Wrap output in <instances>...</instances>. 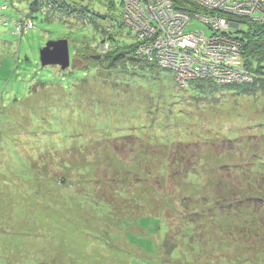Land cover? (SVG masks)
<instances>
[{
	"label": "trees",
	"instance_id": "16d2710c",
	"mask_svg": "<svg viewBox=\"0 0 264 264\" xmlns=\"http://www.w3.org/2000/svg\"><path fill=\"white\" fill-rule=\"evenodd\" d=\"M104 1H108L110 6L111 2H115ZM91 2L34 0L29 4L28 14L18 19L5 15L6 21L0 24V32L20 38L30 29L17 32L16 25L25 20H31L34 24L35 13L47 9L52 15L58 11L69 15L72 20L61 17L60 20L75 32L68 37L77 43L74 56L88 58V64L62 73L55 71L53 81L38 80L35 86L48 91L45 94L48 98L47 109L50 111L54 106L51 112L65 124L71 120V125L77 126L79 121L91 120L100 121L102 125L107 123L108 127L110 122L112 127L117 125L110 133L108 128L103 133H92L83 145L76 141L67 148H62L63 144L42 148L38 160L60 164L65 174L58 177L59 183L65 184L71 179L72 182L88 185L96 199H101L114 210L120 209L118 204L128 203L136 211L162 215L168 223L173 215L176 217L173 216L172 220L180 218L175 213L177 210H189L184 216L190 221H183L180 225L182 229L186 228L187 238L198 239L194 220L203 215L211 217L210 220L216 225L224 224L219 230L229 233L227 239L240 237L251 243V237L259 239V236H264L261 235L264 232V147H261L264 133H248L245 121H251V115L241 112L242 107L226 106L223 102L231 97L264 95V22L233 18L238 27L233 26L229 30L232 39L239 41L242 51L248 56L247 67L242 68L250 79L220 80L219 70L212 68L178 84L173 76H167L164 72L182 91V100L194 108V118H185L187 114L184 113V127H175V133L171 136L164 130L162 133L153 132L157 136L150 135V138L149 134L138 136L137 131L130 128L129 121H139L140 127L145 120L159 124L155 116L161 114L162 107L157 101L161 96V87H155L153 83L161 71L166 69L172 74L173 69L163 67L157 58L149 60L150 56L137 50L143 43L140 32L129 27L134 32V41H128L122 31H118L123 21L117 20L116 24L109 26L108 20L114 17L92 8ZM6 8L7 5L0 12ZM198 21L212 30L209 35L213 34L210 24ZM104 44L108 47L105 52L101 48ZM4 47L8 51L15 50L7 44ZM16 53L19 61V50ZM23 61L31 63L27 55ZM41 66L45 67L42 63ZM133 81L138 87L136 95L129 86ZM64 101L71 105L67 104L62 111L58 104ZM146 102L155 109L150 118H131L132 115H141L136 110L138 103ZM122 118L129 120L126 125L118 124ZM44 123L46 127L49 126L47 118ZM63 128L52 127L50 135L60 136L58 132L67 131L71 133L67 137L77 138L78 132ZM92 136L96 137L91 139ZM255 146L262 148V152L256 151ZM224 175L227 179L222 180ZM187 183L190 186L184 185ZM168 184H171L170 187ZM177 188L188 189L191 193L177 198ZM156 197L159 199L155 202ZM202 201L207 204H202ZM223 216H229L232 220L227 221ZM169 226L173 229L172 225ZM235 226L239 229L236 230ZM231 227L236 231L234 234Z\"/></svg>",
	"mask_w": 264,
	"mask_h": 264
},
{
	"label": "rangeland",
	"instance_id": "374dc122",
	"mask_svg": "<svg viewBox=\"0 0 264 264\" xmlns=\"http://www.w3.org/2000/svg\"><path fill=\"white\" fill-rule=\"evenodd\" d=\"M32 1L34 0H0V10L7 5V8L2 10L4 14L0 12V24L6 21L5 15L18 19L28 14V7ZM138 1L140 0H136ZM107 2L92 0L91 6L114 17L108 20L109 26L116 24L117 20H122L123 25L121 28L118 27V31H122V35L128 41H134L132 38L134 32L129 27L138 30L151 24L143 20L145 16L141 13L139 16L141 22L128 19L129 9L125 0H115L111 2L112 6ZM167 2L172 3V0ZM256 4L264 8V0H259ZM177 6L181 15H184L188 8L182 4ZM138 7L140 10L143 8L140 4ZM46 10L33 15L35 25L32 21L29 22L30 20L16 25L20 31L24 28L30 29L20 38L0 32V264H264V236H259V239L251 237V243L240 237L227 239L229 233L219 230L224 224L216 225L210 220L211 217L203 215L197 221L194 220V223H197L195 228L198 239L187 238L186 228L182 229L180 225L183 221H190V218L184 216L189 210H177L175 213H178L180 218L172 220L173 216L176 217L173 215L169 223L162 215L149 214L145 210L136 211L128 203L118 204L121 207L116 211L112 206L104 204L101 199H96L88 185L72 182L71 179L65 184L59 183L58 177L65 174L60 164L54 165L38 160L42 148L48 149L53 145L58 147V144H63L62 148H67L76 141L83 145L87 143V138L92 133L97 131L103 133L107 128L110 133L113 128H117V125L112 127V122L108 127L107 123L102 125L100 121L91 120L79 121L77 126H72L71 120L65 124L51 112L54 106L50 111L47 109L48 98L45 94L48 91L35 86L38 80L53 81L56 78L55 71L62 73L76 67L82 68L89 59L81 55L74 56L77 43L68 37L73 36L75 32L60 20V17L67 19L69 15L58 10L52 15ZM148 14L151 17L154 15L152 8L148 9ZM235 18L246 19L242 15ZM188 29L203 30L208 35L212 33V30L195 19ZM214 34L206 39H214L213 37H216ZM65 38L69 41L71 53L69 68L63 70L58 65L42 67L41 49L50 41ZM145 41L143 39L137 50L154 58V53L144 45ZM4 44L12 46L15 50L8 51ZM101 48L104 52L108 50L107 44L101 45ZM229 49L230 47H225V51ZM17 50L20 54L19 61L16 56ZM230 52L231 59L247 67L248 56L244 51L236 49ZM25 55L30 58V64L23 61ZM187 55L184 53L179 59L177 69L172 71L169 68L172 74L165 69L154 80V86L161 87L159 90L161 96L157 99L162 107L161 114L157 113L155 116L159 124L145 120L140 127L139 121L122 118L119 125H126L129 121L130 128L137 131L138 136L147 134L149 137L157 136L153 132L162 133L163 130L171 136L175 133V127H184L182 124L185 120L182 114H187L185 118H194L192 105L182 100L180 88L174 85L172 78L164 75L165 72L167 76H173L178 84H183L185 76L188 80L196 78L195 72L200 74L201 71L185 68L184 60L191 58ZM222 55H219L218 61L228 59V55ZM240 64L238 67L240 69H233L229 64L222 65L219 69L220 76L225 74V78L230 79V74L233 73L243 77L244 69ZM129 86L130 90H134L133 95H136L138 87L135 81L130 82ZM256 95L231 97L223 101L224 105L242 107L241 112L251 115L252 120L245 121L249 128L247 131L251 134L264 133V95L262 93ZM67 104L71 105L70 102L64 101L58 106L64 111L63 108ZM151 107L147 102L138 103L136 110L141 115H132L131 118L140 119L145 116L150 118L155 111ZM58 113L63 116L60 111ZM46 118L49 122L48 127L44 123ZM52 127H64L63 130L78 132L77 138L67 137L71 134L67 131H60L58 132L60 136L52 137L50 135L53 132ZM95 137L92 136L91 139ZM263 144L261 147H264ZM255 150L262 152V148L256 146ZM201 153L204 155L202 149ZM225 176L221 177L222 180L227 179ZM170 185L168 184L169 187ZM184 185L190 186V183ZM177 189L174 191L177 198H183L188 192L191 193L188 189ZM157 199L159 198L156 197L154 201ZM204 203L207 204L202 201V204ZM223 217L227 221L232 220L229 216ZM169 224L173 229H170ZM231 232L232 234L236 232L233 227ZM261 235H264V232H261Z\"/></svg>",
	"mask_w": 264,
	"mask_h": 264
},
{
	"label": "built area",
	"instance_id": "2783aa9c",
	"mask_svg": "<svg viewBox=\"0 0 264 264\" xmlns=\"http://www.w3.org/2000/svg\"><path fill=\"white\" fill-rule=\"evenodd\" d=\"M167 1L170 2V0H140L138 2L125 0L129 9L127 17L131 21L141 22L140 13L144 14L143 20L151 24L143 26L138 31L140 37L148 41L144 45H147V48L154 53L153 57L159 59L164 67L175 70L182 55L188 54L187 56L191 58L184 60L185 68L201 71L200 74L195 72L194 77L202 75L206 69L219 70L224 64L238 69L240 63L229 57L232 55L231 50H242L239 41L236 42L230 36V28L238 27V24L232 20L233 18L242 15L255 22H264V8L256 4L259 0H172V3ZM138 4L143 7L142 10L139 9ZM180 4L188 8L184 11V15H181L177 8ZM150 8L154 13L152 17L148 14ZM194 19L210 24L216 37L207 40L206 37H212V34L206 35L200 30L189 31V25ZM16 30L20 31L17 26ZM225 47H230V51H225ZM202 49L203 52H201ZM220 54L228 55V59L223 58L218 61ZM154 58L150 57L151 60ZM170 58H172L171 61ZM240 67H242L241 64ZM242 74L243 77H238L232 73L230 79L225 78L223 74L218 79L225 81L250 79L245 71ZM184 79L187 77L185 76Z\"/></svg>",
	"mask_w": 264,
	"mask_h": 264
},
{
	"label": "water",
	"instance_id": "95a60500",
	"mask_svg": "<svg viewBox=\"0 0 264 264\" xmlns=\"http://www.w3.org/2000/svg\"><path fill=\"white\" fill-rule=\"evenodd\" d=\"M43 66L58 65L65 70L71 65V53L67 38L50 41L40 51Z\"/></svg>",
	"mask_w": 264,
	"mask_h": 264
}]
</instances>
